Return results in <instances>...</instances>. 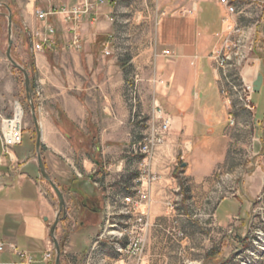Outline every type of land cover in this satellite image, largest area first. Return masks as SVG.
<instances>
[{
  "label": "crops",
  "instance_id": "0c3cea01",
  "mask_svg": "<svg viewBox=\"0 0 264 264\" xmlns=\"http://www.w3.org/2000/svg\"><path fill=\"white\" fill-rule=\"evenodd\" d=\"M7 2L12 37L19 41L12 52L31 56L28 72L42 162L65 203L56 238L68 235L66 250L84 253V264H168L175 246L183 250L187 244L186 180L200 184L212 178L228 143L229 118L235 121L221 95L224 89L231 101L236 99L230 76L211 69L207 78L199 72L200 62L218 44V0H108L95 20L87 16L77 25L78 50L71 48V27L56 15L48 20L55 29L52 43L42 52L30 44L44 27L35 12L75 0ZM164 52L170 55L163 57ZM241 73L245 82L252 70ZM132 88L137 92L134 106L129 103ZM156 107L166 113L169 129L149 162L156 180L142 187L137 183L142 157L136 148ZM34 146L26 129L21 144L8 153L0 141V264H18L17 252L39 264L53 249L50 228L58 204L41 178ZM127 198L131 203H125ZM138 218L146 221L147 236L136 261L126 254V239L119 237L120 229L132 230ZM111 222L118 225L119 237L95 238Z\"/></svg>",
  "mask_w": 264,
  "mask_h": 264
},
{
  "label": "rangeland",
  "instance_id": "374dc122",
  "mask_svg": "<svg viewBox=\"0 0 264 264\" xmlns=\"http://www.w3.org/2000/svg\"><path fill=\"white\" fill-rule=\"evenodd\" d=\"M0 4L9 6L7 0H0ZM238 12L234 17L235 22L243 31L245 44L252 43L253 47L251 52L245 50L244 54L248 59H257L259 62L243 63L227 74L232 79L230 92L236 95V99L228 106L235 122L227 127L228 143L217 157L212 178L200 184L191 179L186 180L185 199L190 211L185 239L187 244L183 250H178L175 246L168 264H264V0H241ZM6 15L7 11L0 8V121L12 116L13 103L18 101L24 113V127L35 140L23 76L9 64L5 56ZM12 15L11 11V17ZM152 40H155L154 34ZM23 42L24 49H28L27 41ZM34 42L35 39L31 36L30 44L33 45ZM13 43L18 45L19 41L12 37ZM24 53L21 58L18 53L12 52L11 46L12 59L27 70L25 66H30L31 56ZM161 55L167 57L170 54ZM206 58L200 62L199 72L209 78L214 65L210 55L207 54ZM245 68L252 70V75L244 82V74L241 72ZM258 74L263 77L262 87L258 93H253L250 106L254 109L249 111L243 98V88L244 84L254 82ZM29 79L31 80L30 75ZM32 98L35 105L33 89ZM104 228L100 227L95 238L103 235L107 239L119 237L116 222H111V227ZM73 230L76 231V227ZM120 230L119 239L129 242L134 228L125 233L123 228ZM236 239L245 240L244 245H239ZM57 241L60 247V264H84V253L75 255L66 250L70 242L68 235ZM212 249L218 255L215 259L207 260L206 255ZM143 251L139 256H127L139 261Z\"/></svg>",
  "mask_w": 264,
  "mask_h": 264
},
{
  "label": "built area",
  "instance_id": "2783aa9c",
  "mask_svg": "<svg viewBox=\"0 0 264 264\" xmlns=\"http://www.w3.org/2000/svg\"><path fill=\"white\" fill-rule=\"evenodd\" d=\"M241 0H218V4L222 9L221 15V30L218 34H215L217 45L210 53L214 70L216 73L221 74L224 77H228L227 74L232 68L242 65L251 61L258 64L257 59H248L244 54L252 51V43L245 44V36L240 27L237 26L234 17L239 14L238 5ZM108 4V0H75L72 5H59L53 7L49 12L36 11V19L44 24L42 33H34L32 37L36 40L32 49L34 52H42L44 45L52 43L55 29L52 24L49 23V19L60 15L63 18L65 24L69 25L72 32L71 48L80 49V38L77 25L82 18L92 16L94 20L97 17V9L99 7ZM163 54H168L164 52ZM105 56L109 55V52L104 53ZM241 80V79H240ZM243 81V79H242ZM253 82L244 84L243 98L247 105L246 108L249 111H253L254 107L250 106L251 97L253 95ZM231 87V85H230ZM221 95L225 97L224 101L227 106L231 104V100L226 95V90L221 91ZM129 103L135 105L137 103V92L135 88L130 90ZM153 117L148 125L147 132L142 136L136 150L142 157V165L139 170L137 183L139 186L150 185L156 179L150 173L149 162L156 150L165 143L166 133L169 129V119L162 108L156 107L153 112ZM24 113L23 109L18 101L13 103L12 116L10 118L2 119L0 121V141L3 151L8 153L12 148L19 146L22 142V134L25 130L24 127ZM234 119L229 118V125L234 124ZM125 203H131L129 198L124 200ZM147 232V223L142 218H138L134 227L133 236L130 238L126 254L128 256H139L143 251L144 239ZM4 251V245L0 244V253ZM18 264H37L36 260L29 254L24 252H17ZM39 264H54V252L53 249L46 251L43 254L41 262Z\"/></svg>",
  "mask_w": 264,
  "mask_h": 264
},
{
  "label": "water",
  "instance_id": "95a60500",
  "mask_svg": "<svg viewBox=\"0 0 264 264\" xmlns=\"http://www.w3.org/2000/svg\"><path fill=\"white\" fill-rule=\"evenodd\" d=\"M4 8L7 11L6 19H7V48L5 52V56L9 64L16 70H18L22 76H23V82H24V92L26 96V100L29 104V110H30V117L33 122V126L35 129V156H36V161L38 165V169L41 175V178L43 181H45L52 191L54 192L56 199H57V214H56V219L53 222L51 228H50V237L53 242V249H54V264H60V247L58 244L57 239L55 238V231H56V226L57 224L65 217V203L63 196L59 189L53 184L51 179L49 178L47 172L45 171L42 158H41V132H40V127H39V122L38 118L36 115V109L35 105L33 103V98H32V87H31V82L29 79V75L27 71L19 64H17L11 57V46H12V17H11V11L10 8L7 5L0 4V8ZM262 82H263V77L261 74H258L255 81L252 84L253 87V93H258L262 87Z\"/></svg>",
  "mask_w": 264,
  "mask_h": 264
},
{
  "label": "trees",
  "instance_id": "16d2710c",
  "mask_svg": "<svg viewBox=\"0 0 264 264\" xmlns=\"http://www.w3.org/2000/svg\"><path fill=\"white\" fill-rule=\"evenodd\" d=\"M9 8H11L10 7V5L8 6ZM13 18V17H12ZM216 34V33H215ZM214 34V35H215ZM25 68L27 69L26 71H27V73L30 75V73L28 72V67H26L25 66ZM30 82H31V85H32V89H33V83H32V80H30ZM237 240V243H239V245H244V242H245V240H243V239H236ZM218 255V253H217V251H215L214 249H212L207 255H206V259L208 260H210V259H215L216 258V256Z\"/></svg>",
  "mask_w": 264,
  "mask_h": 264
}]
</instances>
